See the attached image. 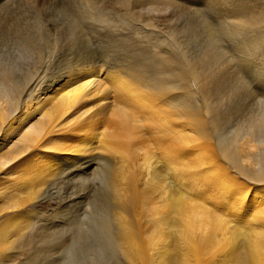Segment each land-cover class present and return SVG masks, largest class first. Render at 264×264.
<instances>
[{"label": "bare ground", "instance_id": "6f19581e", "mask_svg": "<svg viewBox=\"0 0 264 264\" xmlns=\"http://www.w3.org/2000/svg\"><path fill=\"white\" fill-rule=\"evenodd\" d=\"M15 3L0 0L9 25L21 20L12 36L0 31V62L10 70L29 60L13 38L29 20ZM48 8L51 29L65 32L63 8ZM94 32V58L76 55L48 79L33 76L19 105L0 80V137L13 135L0 154V172L10 173L0 176V263L38 240L35 264H54L53 252L66 254L61 264H264V187L248 182L264 181V149L250 161L255 172L237 176L218 152L229 153L220 136L230 138L236 123L213 137L181 88L164 86L124 49H106ZM256 130L264 141V125ZM43 197L66 207L50 234L34 228Z\"/></svg>", "mask_w": 264, "mask_h": 264}, {"label": "rangeland", "instance_id": "374dc122", "mask_svg": "<svg viewBox=\"0 0 264 264\" xmlns=\"http://www.w3.org/2000/svg\"><path fill=\"white\" fill-rule=\"evenodd\" d=\"M15 2L29 20L13 38H17V42H21L27 49L29 60L27 67L24 62H19L14 66L15 69L11 65V70L10 66L8 69L0 62V80L6 79L5 90L15 93L13 106L19 105L20 98L33 76L48 79L50 70L73 61L78 55L94 58L101 50V39L99 43L98 39L93 40L92 31L96 32L93 33L94 36L101 32L103 41H106L104 43L106 49L112 51L124 49L126 58L134 57L139 60L141 67L150 68L153 73L156 71L160 79L162 78L164 86L181 88L180 91L185 94L186 105L189 109L202 113L207 130L213 137L221 133L225 127L236 123L235 130L229 135L230 138H225L222 134L220 136L224 140L225 150L229 153H224L222 149L218 152L221 153V159L227 166L231 165L229 167H232L234 172L238 173L240 169L255 172L257 166L250 164V161L259 150L264 149L263 136L256 130L258 126L264 125V0H15ZM51 6L63 8L61 18L65 20L67 28L66 30L64 27L63 33L59 30V33L54 32L46 21L48 7ZM9 14L6 9L0 10V31L7 37L12 36L13 26L16 23L20 24L21 21L17 18L9 25ZM168 16L172 19L169 23L168 21L163 23ZM87 22L91 26L88 27ZM98 25L102 26L104 34L102 31L98 32ZM186 45L188 48H183ZM3 50L0 48V53ZM9 71L17 73L15 77L19 78V82L12 79L11 74L14 73ZM36 119L38 114L30 121ZM12 137L13 135L9 138L7 135L0 137V154L4 152L6 144ZM228 139L233 142L229 141V146H225ZM244 147H249V155L242 153ZM68 170L67 168L65 172ZM3 172H0V176L6 178L7 173ZM253 172L250 173L251 177ZM237 173V176L246 178L244 174ZM72 175L65 179H73ZM248 180L255 190L264 187V181ZM56 182L58 185L66 184L63 177L58 178ZM62 190H65L63 186L58 191L64 197L65 191ZM256 196H259L258 191ZM57 200L43 197L39 202L37 207L39 214L34 221V228L44 225L43 234H50L61 225L59 215L66 207L57 204L55 202ZM70 214L68 212L67 216ZM34 244L35 247H31L32 250L26 254L27 256L24 254L29 260L18 254L11 262L35 264L34 249L38 246V240ZM59 252L61 254L62 250ZM64 255L66 254L62 253L58 257L53 252L50 260L54 261V264H61L65 260L67 262ZM11 262L6 264H12Z\"/></svg>", "mask_w": 264, "mask_h": 264}, {"label": "snow or ice", "instance_id": "6c2138e0", "mask_svg": "<svg viewBox=\"0 0 264 264\" xmlns=\"http://www.w3.org/2000/svg\"><path fill=\"white\" fill-rule=\"evenodd\" d=\"M0 135H2V134H0Z\"/></svg>", "mask_w": 264, "mask_h": 264}]
</instances>
